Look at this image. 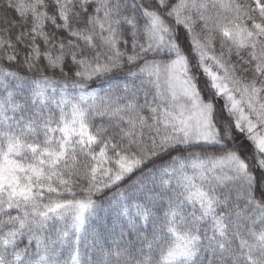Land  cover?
I'll list each match as a JSON object with an SVG mask.
<instances>
[{"label":"snow or ice","instance_id":"1","mask_svg":"<svg viewBox=\"0 0 264 264\" xmlns=\"http://www.w3.org/2000/svg\"><path fill=\"white\" fill-rule=\"evenodd\" d=\"M0 264H264V0H0Z\"/></svg>","mask_w":264,"mask_h":264}]
</instances>
